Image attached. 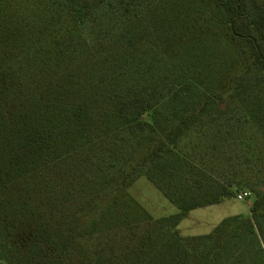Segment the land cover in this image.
Masks as SVG:
<instances>
[{
	"label": "trees",
	"instance_id": "16d2710c",
	"mask_svg": "<svg viewBox=\"0 0 264 264\" xmlns=\"http://www.w3.org/2000/svg\"><path fill=\"white\" fill-rule=\"evenodd\" d=\"M44 1L39 29L0 3V264H155L163 248L171 252L161 264H183L201 248L209 254L197 264H221L241 225L264 241L254 228L264 176L251 217L225 219L208 235L141 239L130 218L118 249L95 235L112 209L130 216L138 207L128 190L142 177L181 210L174 227L234 197L223 187L202 191L207 172L183 143L207 126L255 123L264 134L262 101H233L251 71L264 85V0ZM211 13L222 16L242 64L217 82L188 66L207 51ZM24 225L32 231L17 241Z\"/></svg>",
	"mask_w": 264,
	"mask_h": 264
},
{
	"label": "rangeland",
	"instance_id": "374dc122",
	"mask_svg": "<svg viewBox=\"0 0 264 264\" xmlns=\"http://www.w3.org/2000/svg\"><path fill=\"white\" fill-rule=\"evenodd\" d=\"M0 3L2 13L21 25L34 29L44 26L46 10L44 0H0ZM166 4H169V0ZM221 24L222 16L211 13L204 35L207 51L202 53L200 60L192 61L188 65L192 74L200 73L214 82L228 76L227 74L233 70H242L240 51L223 38ZM212 30L217 33L216 36L212 34ZM245 79V84L239 88L238 95L233 101L238 104L246 95H251L257 96L264 104V85L258 79V74L251 71ZM232 127L225 126L222 132L216 126L195 129L183 143L186 154L197 160L201 168L207 172V180L205 182L202 180L199 185L205 184L208 189L204 188L202 191L207 190V194L213 195L220 190L219 187H223L233 192L232 199L192 210L186 213L177 227H174V218L181 216V210L169 203L151 182L142 177L128 190L138 207H133L130 216L124 208L112 209L107 219L98 226L95 235H107L112 241L109 244L113 243L114 248L118 249V246L125 245L123 238L128 240L127 237L131 234V230L125 228L128 218L138 228L134 231L136 237L144 239L150 235L155 240L159 237L158 241L169 239L176 230L179 237L202 236L212 233L225 219L236 216H239L240 220L250 218L256 200L253 187H257L258 180L264 176V134L255 123ZM54 182L59 185V178L53 179ZM245 192L250 193L246 200L236 199ZM147 214L153 220L150 223L146 222ZM254 228L258 235L264 234V211ZM238 229L235 235L232 234L226 252L221 256V264H264L259 248V245L264 248V241L260 238L258 244L255 235L248 234L249 230L244 225ZM31 231L29 225L16 230L17 241L28 237ZM163 249L157 250L155 264H161L164 257L169 258L171 251ZM197 253L187 258L183 264H197L209 254L205 248H201Z\"/></svg>",
	"mask_w": 264,
	"mask_h": 264
},
{
	"label": "built area",
	"instance_id": "2783aa9c",
	"mask_svg": "<svg viewBox=\"0 0 264 264\" xmlns=\"http://www.w3.org/2000/svg\"><path fill=\"white\" fill-rule=\"evenodd\" d=\"M249 196H250V193L245 192V193H243V194L238 195L236 199L239 200V201H244V200H246Z\"/></svg>",
	"mask_w": 264,
	"mask_h": 264
}]
</instances>
